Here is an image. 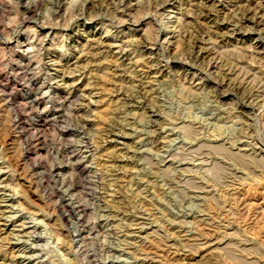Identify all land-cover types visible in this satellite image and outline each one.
Returning a JSON list of instances; mask_svg holds the SVG:
<instances>
[{
	"label": "rangeland",
	"instance_id": "374dc122",
	"mask_svg": "<svg viewBox=\"0 0 264 264\" xmlns=\"http://www.w3.org/2000/svg\"><path fill=\"white\" fill-rule=\"evenodd\" d=\"M99 2L0 11V264H264V0Z\"/></svg>",
	"mask_w": 264,
	"mask_h": 264
},
{
	"label": "clouds",
	"instance_id": "9594fccd",
	"mask_svg": "<svg viewBox=\"0 0 264 264\" xmlns=\"http://www.w3.org/2000/svg\"><path fill=\"white\" fill-rule=\"evenodd\" d=\"M58 0H47V4H56ZM90 2V0H73V3L76 5L75 10L70 16L62 17V23L59 24V27L62 28H68L73 25L74 20L80 19L84 21L85 23H90L91 21H101L107 19L108 21H112L113 24H108L104 26V36L107 37H114L116 39H122V36L120 33H117L114 31V24H124L127 23V21L119 19L116 17L115 12L113 11H107L105 10V7H101L99 0H91V2L96 5L91 12L89 13L85 6ZM120 3L123 2V0H119ZM170 0H137V4L140 6L141 11L138 12L133 17V22L139 21L143 17L147 16H153L158 17L157 12L150 11L149 9L152 8H159L162 7L164 4L169 3ZM29 3H31V0H29ZM117 0H113V4H116ZM5 5H11L13 10L18 9L20 6V0H0V11H7V9L4 7ZM119 8H117V11ZM53 10H48L49 18L46 20V23H51L53 25H56V21L51 20V12ZM72 32L75 33V35L69 34L66 36V38L61 41V50L68 55L69 57L74 56L76 52H81L84 55H92V46H99L100 41H92L88 40V47L81 49L78 47L79 41L76 39L77 36L83 35L84 37H88L90 34L85 32L83 28H81L79 25H76L72 28ZM129 44L137 43L135 41H129ZM167 58L163 55V53L157 58V63L159 64L161 61H165ZM162 70L166 71L171 76H175L179 70L172 69L167 65V63L163 64ZM160 93L162 95L159 96V99L166 100V98L170 97L172 93L168 91L166 87H160L159 88ZM191 98V97H190ZM173 107V101L171 99H167L165 104L162 106L161 110L163 108H172ZM197 107H200L198 104ZM204 107H207V104H204ZM261 142L264 143V136H260ZM264 248V245L261 246ZM257 253H246V255H256ZM237 264H244L243 260H240L237 262Z\"/></svg>",
	"mask_w": 264,
	"mask_h": 264
},
{
	"label": "bare ground",
	"instance_id": "6f19581e",
	"mask_svg": "<svg viewBox=\"0 0 264 264\" xmlns=\"http://www.w3.org/2000/svg\"><path fill=\"white\" fill-rule=\"evenodd\" d=\"M38 5V4H37ZM30 8V7H29ZM92 8V7H91ZM31 9H33V8H31ZM34 10V9H33ZM21 22V21H20ZM37 29V28H36ZM31 31H32V29H31ZM159 34V33H158ZM14 84V83H13ZM0 91H2L3 92V95H4V97H5V100H6V102H7V105L9 106V108H10V110H11V112L13 113V117H14V121H15V124H17V127L18 126H21L22 125V123L20 122L21 121V115H20V110L18 109V106H16V105H18L17 103H20V102H17V98L16 97H14L12 94H6L5 93V91H7V90H3V89H1ZM1 106V105H0ZM22 110V109H21ZM64 122V121H63ZM26 128V127H25ZM31 139V138H30ZM35 164V163H34ZM259 184H261V183H259ZM68 202V201H67ZM23 253V252H22ZM36 255V254H35Z\"/></svg>",
	"mask_w": 264,
	"mask_h": 264
}]
</instances>
